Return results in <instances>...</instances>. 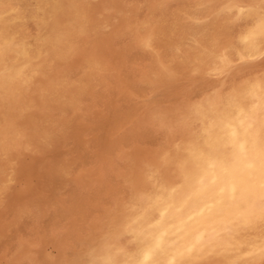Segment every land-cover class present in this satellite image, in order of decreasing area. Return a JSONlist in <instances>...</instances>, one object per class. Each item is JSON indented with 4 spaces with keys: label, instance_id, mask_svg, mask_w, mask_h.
Wrapping results in <instances>:
<instances>
[{
    "label": "rangeland",
    "instance_id": "rangeland-1",
    "mask_svg": "<svg viewBox=\"0 0 264 264\" xmlns=\"http://www.w3.org/2000/svg\"><path fill=\"white\" fill-rule=\"evenodd\" d=\"M43 1L0 0V172H3L0 174V264H139L152 249L157 235H164L167 245L177 247L192 233L208 228V223H196L186 228L179 225L177 234H170L167 225L163 224L164 220L169 224L172 219V212L166 206L182 203L184 194H172L176 188L183 192L190 185L198 186L195 193L198 202L192 204L186 200L192 210L190 214L198 215L212 194V190L206 191L209 195L203 191L202 168L223 157L222 140L227 135L226 125L234 120L230 116L233 109L242 104L244 108L260 110L264 115V0ZM62 6H66L65 9ZM41 7L43 10L39 9ZM63 29L66 30L64 33ZM12 44L16 45L15 49ZM19 47H22L20 51ZM94 64L97 65L94 67ZM262 131L264 133V126ZM260 207L261 204L256 202L248 207V212L254 214ZM251 231L247 232L249 239L256 234ZM210 240L211 234H207L198 258L161 255L150 264H264V242L261 252L245 254L239 250L232 260L225 257L222 247L213 246Z\"/></svg>",
    "mask_w": 264,
    "mask_h": 264
},
{
    "label": "bare ground",
    "instance_id": "bare-ground-1",
    "mask_svg": "<svg viewBox=\"0 0 264 264\" xmlns=\"http://www.w3.org/2000/svg\"><path fill=\"white\" fill-rule=\"evenodd\" d=\"M15 1V0H14ZM17 1V0H16ZM43 1V0H42ZM102 1V0H101ZM119 1V0H118ZM44 2V1H43ZM51 2V1H50ZM58 2V1H57ZM56 2V3H57ZM85 2V0L83 1V3ZM105 2H106V0H105ZM190 2V1H189ZM188 1H187V3H189ZM197 2V1H196ZM202 2V1H201ZM240 2V1H239ZM242 2V1H241ZM12 3V2H11ZM11 3H10V5H11ZM16 3V2H15ZM21 3V2H20ZM33 3V2H32ZM55 3V4H56ZM78 3V2H77ZM146 3V2H145ZM200 3V2H199ZM245 3V2H244ZM247 3V2H246ZM245 3V4H246ZM23 4V3H22ZM25 4V3H24ZM28 4V3H27ZM31 4V3H30ZM59 4V3H58ZM62 4V3H61ZM70 4V3H69ZM86 4H87V2H86ZM90 5H91V3H89ZM138 4V3H137ZM179 4V3H178ZM222 5H223V3H221ZM4 5V4H3ZM2 5V6H3ZM5 5H7V4H5ZM57 5V4H56ZM104 5V4H103ZM147 5V4H146ZM180 5V4H179ZM198 5H200V4H198ZM244 5V4H243ZM19 6V5H18ZM31 6V5H30ZM41 6V5H40ZM67 6V5H66ZM65 6V7H66ZM86 6V5H85ZM118 6V5H117ZM116 6V7H117ZM162 6V5H161ZM34 7V6H33ZM45 7V6H44ZM48 7H49V4H48ZM48 7H46V10H47V8ZM63 7V6H62ZM65 7H63L64 9H65ZM78 8H79V6H77ZM110 7V6H109ZM129 7V6H128ZM177 7H178V5H177ZM206 7V6H205ZM216 7H218V5L216 6ZM4 8V7H3ZM7 8V7H6ZM17 8V7H16ZM20 8V7H19ZM21 8H24V7H21ZM30 8V7H29ZM32 8V7H31ZM35 8V7H34ZM68 8V7H67ZM76 8V7H75ZM77 8V9H78ZM110 8H112V7H110ZM125 8H127V7H125ZM142 8V7H141ZM13 9H14V6H13ZM18 9V8H17ZM38 9V8H37ZM40 10L42 9V7L41 8H39ZM38 9V10H39ZM56 9V8H55ZM63 9V10H64ZM106 9V8H105ZM148 9V8H147ZM146 9V10H147ZM157 9V8H156ZM163 9V8H162ZM167 9H168V7H167ZM197 9V8H196ZM4 10V9H3ZM8 10V9H7ZM11 10V9H10ZM43 10V9H42ZM51 10V9H50ZM20 11H23V10H20ZM47 11H49V10H47ZM59 11V10H58ZM72 11V10H71ZM82 11V10H81ZM88 11H90V10H88ZM115 11V10H114ZM161 11V10H160ZM166 11V10H165ZM168 11V10H167ZM213 11V10H212ZM234 11V10H233ZM11 11H9V13H10ZM16 12H18V11H16ZM46 12V11H45ZM78 12H80V11H78ZM77 12V13H78ZM152 12V11H151ZM194 12V11H193ZM242 12V11H241ZM240 12V13H241ZM257 12V11H256ZM1 13V12H0ZM32 13V12H31ZM41 13V12H40ZM43 13V12H42ZM48 13V12H47ZM56 13V12H55ZM71 13V12H70ZM82 13V12H81ZM90 13V12H89ZM121 13V12H120ZM146 13V12H145ZM144 13V14H145ZM226 13V12H225ZM244 13V12H243ZM246 13V12H245ZM248 13V12H247ZM23 14V13H22ZM30 14V13H29ZM39 14V12H37V15ZM52 14V13H51ZM57 14V13H56ZM64 14V13H63ZM124 14V13H123ZM156 14V13H155ZM157 14H158V12H157ZM167 14V13H166ZM169 14V13H168ZM190 14V13H189ZM194 14V13H193ZM233 14H235V12L233 13ZM242 14V13H241ZM14 15V14H13ZM48 15V14H47ZM82 15V14H81ZM80 15V16H81ZM135 15H136V13H135ZM135 15H133V16H135ZM223 15V14H222ZM226 15V14H225ZM1 16V15H0ZM25 16V15H24ZM53 16V15H52ZM167 16V15H166ZM170 16V15H169ZM199 16V15H198ZM231 16V15H230ZM251 16V15H250ZM3 17V16H2ZM16 17V16H15ZM44 17V16H43ZM50 17V16H49ZM69 17H70V15H69ZM99 17V16H98ZM117 17V16H116ZM149 17H153V15L151 16H149ZM193 17V16H192ZM192 17H191V19H192ZM233 17V16H232ZM23 18V17H22ZM34 18V17H33ZM37 18V17H36ZM54 18H56V16L54 17ZM125 18V17H124ZM139 18V17H138ZM170 18V17H169ZM172 18V17H171ZM226 18V17H225ZM28 19V18H27ZM67 19V18H66ZM77 19H79L78 17H77ZM85 19V18H84ZM97 19V18H96ZM159 19V18H158ZM166 19V18H165ZM220 19V18H219ZM262 19V18H261ZM47 20V19H46ZM54 20V19H53ZM70 20H71V18H70ZM73 20V19H72ZM80 20V19H79ZM142 20H144V18L142 19ZM141 20V21H142ZM149 20H150V18H149ZM153 20V19H152ZM171 20V19H170ZM211 20V19H210ZM209 20V21H210ZM224 20V19H223ZM227 20V19H226ZM257 20V19H256ZM13 21V20H12ZM17 21V20H16ZM76 21H78V20H76ZM76 21H75V23H76ZM154 21V20H153ZM158 21V20H157ZM163 21V20H162ZM179 21V20H178ZM222 21V20H221ZM238 21V20H237ZM250 21V20H249ZM28 22V21H27ZM80 22V21H79ZM83 22V21H82ZM126 22H127V20H126ZM256 22H258V21H256ZM4 23V22H3ZM26 23V22H25ZM24 23V24H25ZM30 23V22H29ZM40 23H42L43 24V22H40ZM52 23V22H51ZM74 23V22H73ZM85 23V22H84ZM97 23H99V21L97 22ZM146 23V22H145ZM153 23V22H152ZM209 23V22H208ZM250 22H248V24H249ZM253 23V22H252ZM37 24V23H36ZM67 24V23H66ZM136 24V23H135ZM147 24V23H146ZM224 24V23H223ZM254 24V23H253ZM4 25V24H3ZM3 25H2V27H3ZM41 25V24H40ZM39 25V26H40ZM52 25H54L53 23H52ZM76 25H78V24H76ZM75 25V26H76ZM142 25V24H141ZM158 25V24H157ZM206 25H207V23H206ZM237 25V24H236ZM241 25V24H240ZM252 25V24H251ZM256 25H257V23H256ZM31 26H33V25H31ZM42 26V25H41ZM40 26V27H41ZM43 26H44V24H43ZM48 26V25H47ZM51 26V25H50ZM49 26V27H50ZM55 26H56V24H55ZM62 26H64V25H62ZM67 26V25H66ZM65 26V27H66ZM74 26V27H75ZM91 26V25H90ZM134 26V25H133ZM132 26V27H133ZM152 26V25H151ZM181 26V25H180ZM15 27H17V26H15ZM14 27V28H15ZM20 27V26H19ZM29 27V26H28ZM45 27H46V25H45ZM64 27V28H65ZM79 27V26H78ZM87 27V26H86ZM147 27V26H146ZM189 27V26H188ZM187 27V28H188ZM199 27V26H198ZM202 27V26H201ZM208 27V26H207ZM232 27V26H231ZM240 27V26H239ZM263 27H264V25H263ZM27 28V27H26ZM30 28V27H29ZM42 28V27H41ZM48 28V27H47ZM56 28V27H55ZM59 28V27H58ZM58 28H56V29H58ZM73 28V27H72ZM158 28V27H157ZM157 28H156V30H157ZM178 28V27H177ZM217 28V27H216ZM222 28V27H221ZM228 28H229V26H228ZM234 28V27H233ZM31 29V28H30ZM34 29V28H33ZM38 29H40V28H38ZM43 29H44V27H43ZM53 29V28H52ZM80 29V28H79ZM84 29H86V28H84ZM88 29V28H87ZM97 29V28H96ZM130 29V28H129ZM128 29V30H129ZM195 29V28H194ZM200 29V28H199ZM211 29V28H210ZM230 29V28H229ZM11 30V29H10ZM18 30V29H17ZM36 30H37V28H36ZM68 30V29H67ZM103 30V29H102ZM131 30V29H130ZM172 30V29H171ZM238 30V29H237ZM14 31H16V30H14ZM20 31V30H19ZM24 31V30H23ZM31 31V30H30ZM60 31V30H59ZM64 31H66V30H64L63 29V31H62V33H64ZM80 31V30H79ZM90 31V30H89ZM121 31V30H120ZM164 31H166V30H164ZM200 31V30H199ZM207 31V30H206ZM222 31V30H221ZM249 31V30H248ZM6 32V31H5ZM10 32V31H9ZM40 32V31H39ZM41 32H42V29H41ZM44 32H45V30H44ZM54 32H55V30H54ZM56 32H57V30H56ZM70 32V31H69ZM82 32V31H81ZM92 32V31H91ZM96 32V31H95ZM131 32V31H130ZM173 32V31H172ZM177 32H178V30H177ZM250 32V31H249ZM255 32V31H254ZM253 31H252V33H254ZM16 33V32H15ZM58 33V32H57ZM68 33V32H67ZM83 33V32H82ZM124 33V32H123ZM127 33V32H126ZM125 33V34H126ZM134 33V32H133ZM197 33H198V31H197ZM230 33V32H229ZM4 34V33H3ZM14 34V33H13ZM12 34V35H13ZM37 34V33H36ZM46 34H48L49 35V33H46ZM70 34V33H69ZM72 34V33H71ZM71 34H70V36H71ZM75 34V33H74ZM84 34V33H83ZM101 34V33H100ZM105 34V33H104ZM130 34V33H129ZM167 34V33H166ZM226 34V33H225ZM246 34V33H245ZM2 35V34H1ZM59 35V34H58ZM86 35V34H85ZM118 35V34H117ZM134 35V34H133ZM160 35V34H159ZM197 35V34H196ZM195 35V36H196ZM233 35V34H232ZM237 35V34H236ZM8 36V35H7ZM6 36V37H7ZM32 36H34V35H32ZM31 36V37H32ZM77 36V35H76ZM89 36H90V33H89ZM97 36V35H96ZM109 36V35H108ZM115 36H116V34H115ZM124 36V35H123ZM122 36V37H123ZM126 36V35H125ZM132 36V35H131ZM130 36V37H131ZM169 36V35H168ZM192 36V35H191ZM210 36V35H209ZM9 37V36H8ZM15 37H16V35H15ZM46 37V36H45ZM51 37V36H50ZM104 37V36H103ZM155 37V36H154ZM218 37H220V36H218ZM247 37H249V36H247ZM257 37V36H256ZM23 38V37H22ZM25 38H27V37H25ZM28 38H30V37H28ZM54 38H57L56 36L54 37ZM53 38V39H54ZM75 38V37H74ZM73 38V39H74ZM77 38V37H76ZM169 38V37H168ZM1 39V38H0ZM46 39V38H45ZM84 39V38H83ZM87 39V38H86ZM91 40V42H92V38H90ZM96 39V38H95ZM116 39V38H115ZM129 39V38H128ZM177 39H178V37H177ZM217 39V38H216ZM234 39H236V38H234ZM249 39V38H248ZM250 39H251V37H250ZM7 40V39H6ZM16 40H17V38H16ZM30 40V39H29ZM33 40H36V38H34ZM62 40V39H61ZM89 40V39H88ZM113 40V39H112ZM117 40H119V38L117 39ZM131 40V39H130ZM179 40V39H178ZM177 40V41H178ZM258 40V39H257ZM14 41V40H13ZM39 40L37 39V42H38ZM86 41V40H85ZM94 41V40H93ZM111 41V40H110ZM133 41H134V39H133ZM233 41V40H232ZM248 41V40H247ZM247 41H245V42H247ZM253 41V40H252ZM1 42V41H0ZM21 42V41H20ZM23 42H25V41H23ZM27 42V41H26ZM55 42V41H54ZM53 42V43H54ZM67 42V41H66ZM68 42H69V40H68ZM67 42V43H68ZM72 42V41H71ZM78 42V41H77ZM128 42V41H127ZM126 42V43H127ZM130 42V41H129ZM173 42V41H172ZM200 42V41H199ZM226 42V41H225ZM228 42V41H227ZM234 42H235V40H234ZM237 42V41H236ZM45 43V42H44ZM44 43H42V44H44ZM62 43V42H61ZM60 43V44H61ZM102 43V42H101ZM157 43H159V41L157 42ZM166 43V42H165ZM222 43V42H221ZM238 43V42H237ZM236 43V45H238ZM253 43V42H252ZM25 45H27L26 43H24ZM23 44V45H24ZM114 44V47H115V45H116V43H113ZM119 44V43H118ZM201 44V43H200ZM229 44V43H228ZM245 43H243V45H244ZM12 45H14V44H12ZM20 45V44H19ZM56 45V44H55ZM67 45V44H66ZM85 45V44H84ZM91 45V44H90ZM123 45V44H122ZM157 45V44H156ZM166 45V44H165ZM177 45V44H176ZM209 45H211L210 43H209ZM247 45V44H246ZM246 45H245V47H246ZM250 45H251V42H250ZM5 46V45H4ZM15 46L16 45H14V49H15ZM28 46V45H27ZM41 46V45H40ZM72 46V45H71ZM76 46V45H75ZM78 46V45H77ZM160 46V45H159ZM162 46V45H161ZM178 46V45H177ZM176 46V47H177ZM217 46H218V44H217ZM233 46V45H232ZM248 46V45H247ZM3 47V46H2ZM11 47V46H10ZM9 47V48H10ZM31 47H32V45H31ZM74 47V46H73ZM86 47H87V45H86ZM110 47H112L111 45H110ZM155 47V46H154ZM193 47V46H192ZM4 48V47H3ZM2 48V49H3ZM20 48H22V47H19V51L21 50ZM23 48H25V47H23ZM27 48H29V47H27ZM69 48V47H68ZM90 48V47H89ZM116 48V47H115ZM126 48V47H125ZM141 48H143V47H141ZM178 48V47H177ZM226 48V47H225ZM246 48H248V47H246ZM13 49V50H14ZM55 49H56V47H55ZM66 49H67V47H66ZM156 49V48H155ZM196 49V48H195ZM198 49V48H197ZM232 49V48H231ZM244 49V47H242V50ZM253 49V48H252ZM32 50V49H31ZM37 50V49H36ZM87 50V49H86ZM118 50V49H117ZM140 50V49H139ZM154 50V49H153ZM169 50V49H168ZM227 50V49H226ZM239 50V49H238ZM246 50V49H245ZM244 50V52H246ZM248 50H249V48H248ZM8 51H9V49H8ZM24 51H25V49H24ZM38 51V50H37ZM66 51V50H65ZM76 51V50H75ZM100 51H102V50H100ZM121 51V50H120ZM124 51V50H123ZM167 51V50H166ZM213 51V50H212ZM252 51V50H251ZM7 52V51H6ZM10 52H12V51H10ZM31 52V51H30ZM43 52V51H42ZM58 52V51H57ZM56 52V53H57ZM68 52H69V50H68ZM73 52V51H72ZM125 52V51H124ZM162 52V51H161ZM165 52V51H164ZM169 52V51H168ZM185 52V51H184ZM214 52V51H213ZM222 52V51H221ZM231 52V51H230ZM250 52V51H249ZM261 52V51H260ZM9 53V52H8ZM15 53H16V50H15ZM19 53V52H18ZM62 53H63V51H62ZM90 53V52H89ZM97 53V52H96ZM95 53V54H96ZM98 53H100V52H98ZM229 53V52H228ZM227 53V54H228ZM7 54V53H6ZM13 54H14V52H13ZM29 54V53H28ZM58 54V53H57ZM92 54V53H91ZM101 54V53H100ZM165 54V53H164ZM164 54H163V56H164ZM215 54V53H214ZM247 54V53H246ZM11 55V54H10ZM67 55V54H66ZM72 55V54H71ZM84 55V54H83ZM93 55V54H92ZM104 55H105V53H104ZM125 55V54H124ZM168 55V54H167ZM173 55V54H172ZM230 55V54H229ZM250 55V54H249ZM16 56V55H15ZM34 56V55H33ZM59 56V55H58ZM68 56V55H67ZM162 56V55H161ZM177 56V55H176ZM206 56V55H205ZM252 56V55H251ZM251 56H249V57H251ZM17 57V56H16ZM19 57V56H18ZM17 57V58H18ZM36 57V56H35ZM167 57V56H166ZM178 57V56H177ZM216 57H218L217 55H216ZM246 57V56H245ZM248 57V56H247ZM58 58V57H57ZM65 58V57H64ZM127 58V57H126ZM125 58V59H126ZM152 58V57H151ZM150 58V59H151ZM180 58V57H179ZM231 58H233L232 56H231ZM230 58V59H231ZM244 58V57H243ZM54 59V58H53ZM53 59H51V60H53ZM59 59H61V58H59ZM83 59V58H82ZM107 59V58H106ZM128 59V58H127ZM149 59V60H150ZM174 59V58H173ZM220 59V58H219ZM218 58H217V60H219ZM229 59V60H230ZM234 59V58H233ZM57 60V59H56ZM64 60V59H63ZM62 60V61H63ZM79 60V59H78ZM113 60V59H112ZM129 60V59H128ZM161 60H162V58H161ZM221 60V59H220ZM226 60H228V59H226ZM237 60V59H236ZM245 60V59H244ZM247 60V59H246ZM13 61V60H12ZM49 61V60H48ZM65 61H67V59L65 60ZM90 61V60H89ZM115 61V60H114ZM238 61V60H237ZM56 62V61H55ZM96 62V61H95ZM109 62V61H108ZM112 62V61H111ZM150 62V61H149ZM164 62V61H163ZM7 63H8V61H7ZM65 63V62H64ZM69 63V62H68ZM74 63H76L77 64V62H74ZM89 63H91V62H89ZM220 63V62H219ZM218 63V64H219ZM67 64V63H66ZM70 64V63H69ZM85 64H87L88 65V63H85ZM124 64H125V61H124ZM185 64V63H184ZM221 64V63H220ZM7 65V64H6ZM63 65V64H62ZM82 65H83V63H82ZM87 65H86V67H87ZM95 65H97V64H94V67H95ZM126 65V64H125ZM214 65V64H213ZM12 66V65H11ZM42 66H44V65H42ZM63 66H66V65H63ZM121 66V65H120ZM124 66V65H123ZM153 66V65H152ZM205 66V65H204ZM6 67V66H5ZM67 67V66H66ZM71 67V66H70ZM85 67V66H84ZM118 67V66H117ZM143 67V66H142ZM148 67V66H147ZM146 67V68H147ZM151 67V66H150ZM154 67V66H153ZM174 67V66H173ZM218 67V66H217ZM31 68V67H30ZM91 68H92V65H91ZM124 68V67H123ZM208 68V67H207ZM214 68V67H213ZM233 68V67H232ZM9 69V68H8ZM28 69V68H27ZM26 69V70H27ZM64 69H65V67H64ZM98 69V68H97ZM96 69V70H97ZM101 69V68H100ZM114 69H116V68H114ZM136 69V68H135ZM175 69V68H174ZM255 69H256V67H255ZM262 69V68H261ZM260 69V70H261ZM12 70V69H11ZM44 70V69H43ZM67 70V69H66ZM75 70V69H74ZM102 70V69H101ZM121 70H122V68H121ZM126 70V69H125ZM235 70V69H234ZM30 71V70H29ZM29 71H28V73H29ZM65 71V70H64ZM63 71V72H64ZM70 71H72V70H70ZM80 71H82V69H80ZM152 71V70H151ZM223 71V70H222ZM221 71V72H222ZM226 71V70H225ZM32 72V71H31ZM74 72V71H73ZM126 72V71H125ZM140 72V71H139ZM253 72V71H252ZM251 72V73H252ZM258 72V71H257ZM11 73H12V71H11ZM25 73V72H24ZM34 73V72H33ZM35 73H36V70H35ZM37 73H38V71H37ZM67 73V72H66ZM79 73V72H78ZM88 73V72H87ZM91 73V72H90ZM118 73V72H117ZM122 73V72H121ZM135 73V72H134ZM202 73H203V71H202ZM217 73H219V72H217ZM30 74V73H29ZM84 74V73H83ZM139 74V73H138ZM170 74V73H169ZM200 74V73H199ZM207 74V73H206ZM261 74V73H260ZM13 75V74H12ZM24 75V74H23ZM31 75V74H30ZM33 75V74H32ZM38 75V74H37ZM72 75H74V74H72ZM116 75V74H115ZM120 75V74H119ZM149 75H151V74H149ZM208 75V74H207ZM225 75V74H224ZM249 75H250V73H249ZM253 75V74H252ZM251 75V76H252ZM262 75V74H261ZM28 76V75H27ZM63 76V75H62ZM70 76V75H69ZM75 76H76V74H75ZM74 76V77H75ZM92 76V75H91ZM211 76V75H210ZM232 76V75H231ZM245 76V75H244ZM247 76V75H246ZM12 77V76H11ZM55 77H57V76H55ZM72 77V76H71ZM70 77V78H71ZM90 77V76H89ZM93 77V76H92ZM103 77V76H102ZM123 77V76H122ZM215 77V76H214ZM234 77V76H233ZM237 77V76H236ZM240 77V76H239ZM256 77H258V76H256ZM20 78V77H19ZM29 78H30V76H29ZM69 78V77H68ZM94 78V77H93ZM232 78V77H231ZM242 78V77H241ZM32 79V78H31ZM95 79V78H94ZM125 79V78H124ZM228 79V78H227ZM252 79V78H251ZM18 80V79H17ZM107 80V79H106ZM127 80V79H126ZM129 80V79H128ZM135 80H137V79H135ZM183 80V79H182ZM217 80V79H216ZM216 80H214V81H216ZM264 80V79H263ZM52 81V80H51ZM72 81V80H71ZM93 81V80H92ZM112 81V80H111ZM110 81V82H111ZM204 81V80H203ZM21 82V81H20ZM23 82V81H22ZM63 82V81H62ZM74 82V81H73ZM79 82V81H78ZM77 82V83H78ZM106 82V81H105ZM123 82V81H122ZM129 82V81H128ZM167 82V81H166ZM230 82V81H229ZM250 82V81H249ZM26 83V82H25ZM64 83H66L65 81H64ZM72 83V82H71ZM70 82L68 83V84H71ZM80 83V82H79ZM94 83V82H93ZM119 83V82H118ZM17 84V83H16ZM22 85L21 86H23V83H21ZM59 84V83H58ZM91 84V83H90ZM99 84V83H98ZM111 84V83H110ZM81 85V84H80ZM129 85V84H128ZM133 85H134V83H133ZM210 85V84H209ZM214 85V84H213ZM233 85V84H232ZM240 85V84H239ZM247 85V84H246ZM245 85V86H246ZM21 86H20V89H21ZM25 86H27V85H25ZM37 86V85H36ZM92 86H93V84H92ZM113 86V85H112ZM229 86H230V84L228 85V88H229ZM243 86V85H242ZM62 87V86H61ZM81 87V86H80ZM203 87V86H202ZM209 87V86H208ZM223 87V86H222ZM226 87V86H225ZM264 87V86H263ZM36 88V87H35ZM40 88V87H39ZM43 88V87H42ZM73 88V87H72ZM103 88V87H102ZM115 88V87H114ZM130 88H132V86L130 87ZM227 88V87H226ZM246 88V87H245ZM244 88V89H245ZM19 89V88H18ZM48 89V88H47ZM78 89V88H77ZM94 89V88H93ZM210 89V88H209ZM242 89V88H241ZM42 90V89H41ZM54 90V89H53ZM60 90V89H59ZM63 90V89H62ZM65 90V89H64ZM81 90V89H80ZM79 90V91H80ZM133 90V89H132ZM150 90V89H149ZM190 90V89H189ZM227 90V89H226ZM56 91V90H55ZM118 91V90H117ZM202 91H204V90H202ZM208 91V90H207ZM237 91H240V90H237ZM22 92H24V91H22ZM29 92V91H28ZM96 92V91H95ZM30 93H32V92H30ZM49 93H51V91L49 92ZM49 93H48V95H49ZM64 93V92H63ZM79 93V92H78ZM113 93V92H112ZM227 93V92H226ZM22 94V93H21ZM52 94V93H51ZM69 94V93H68ZM96 94V93H95ZM188 94V93H187ZM228 94V93H227ZM16 95V94H15ZM65 95V94H64ZM75 95V94H74ZM74 95L72 96V97H74ZM103 95V94H102ZM112 95V94H111ZM241 95V94H240ZM17 96V95H16ZM19 96V95H18ZM71 96V95H70ZM80 96V95H79ZM110 96V95H109ZM228 95H226V97H227ZM258 96V95H257ZM67 97V96H66ZM126 97V96H125ZM219 97V96H218ZM22 98H23V96H22ZM32 98V97H31ZM42 98H43V96H42ZM128 98V97H127ZM131 98V97H130ZM210 98V97H209ZM250 98V97H249ZM24 99V98H23ZM22 99V100H23ZM46 99H47V97H46ZM50 99V98H49ZM59 99V98H58ZM190 99V98H189ZM188 99V100H189ZM203 99V98H202ZM215 99V98H214ZM224 99V98H223ZM243 99V98H242ZM253 99V98H252ZM75 100V99H74ZM112 100V99H111ZM191 100V99H190ZM196 100V99H195ZM210 100V99H209ZM216 100V99H215ZM214 100V101H215ZM52 101V100H51ZM61 101V100H60ZM63 101V100H62ZM76 101V100H75ZM78 101V100H77ZM81 101V100H80ZM79 101V102H80ZM109 101V100H108ZM146 101V100H145ZM43 102V101H42ZM147 102V101H146ZM185 102V101H184ZM196 102V101H195ZM201 102V101H200ZM199 102V103H200ZM226 102H228L227 100H226ZM238 102V101H237ZM236 102V103H237ZM20 103H22V102H20ZM60 103V102H59ZM154 103V102H153ZM190 103V102H189ZM234 102H232V104H233ZM241 103V102H240ZM244 103V102H243ZM13 104V103H12ZM32 104V103H31ZM34 104V103H33ZM54 104V103H53ZM72 104H73V102H72ZM151 104V103H150ZM186 104V103H185ZM198 104V103H197ZM219 104V103H218ZM7 105V104H6ZM24 105V104H23ZM22 105V106H23ZM69 105V104H68ZM152 105V104H151ZM178 105V104H177ZM194 105V104H193ZM247 105V104H246ZM21 106V105H20ZM48 106V105H47ZM75 106V105H74ZM199 106V105H198ZM215 106V105H214ZM221 106V105H220ZM224 107V106H223ZM23 108V107H22ZM27 108V107H26ZM30 108V107H29ZM42 108V107H41ZM62 108V107H61ZM71 108V107H70ZM69 108V109H70ZM74 108V107H73ZM117 108H119V107H117ZM203 108V107H202ZM214 108V107H213ZM248 108V107H247ZM247 108H244L243 106H242V104H238V105H236L235 106V108L233 109V111H232V114L230 115V116H233V118H234V120H233V122L231 123V124H228V125H226L227 127L225 128V132L227 133V135L223 138V140H222V143H223V146L222 147H224V148H222V155H223V157L221 156V158L218 160V161H216L215 163H213V164H209V167L208 166H204L203 168H202V175H203V181H202V184L203 185H205V187H204V189H203V191H204V193L206 192V191H210V190H212V194H211V197H210V201H208V203L205 205V207H203V210L198 214V215H192V214H190L191 213V208H190V204L188 203L189 201H191L190 203H197L198 202V196L196 195L197 193H196V191L199 189V187L197 186H193L192 187V185H190V187H189V185H188V189H185L183 192H181L180 190H179V188H176L175 190H173V192H172V194L174 195V193H176V195L175 196H177L178 194L179 195H181V194H184V198H183V200L181 199V201H182V203L181 204H176V203H170V204H167V206H166V209L167 210H169V211H171L172 212V219H171V222H169V224H167L168 222H167V220H164L163 222V224H165V225H167V230H168V232L170 233V234H177V226H181V228H186V227H189V226H193V225H195L196 223H199V224H201V225H203V223H208L209 224V227L208 228H204L203 230H202V232H196V233H192L188 238H187V240L185 239V241H183V242H181V243H179V246H177V247H173V246H171V245H167V241H166V239L164 238V235L162 236V235H157L155 238H154V240H153V246H152V249L151 250H149V252L148 253H146V255H144V257H143V259H142V261L139 263V264H150L151 262H154L156 259H158L161 255H163V256H165V257H179L180 255L181 256H188L189 258H191V259H195V258H198L199 256H200V254H201V246H202V243H203V241H204V237L207 235V234H211V242L213 243V246L214 245H218V246H220V247H222V249L225 251V257H227L228 259H232V260H235V257H236V252H238L239 250L241 251V250H243L244 251V253L245 254H250L251 252L252 253H255V252H257V251H260L261 250V247L263 246V242H264V232H261L262 230L264 231V133H263V131H262V127L264 126V115L261 113V111L260 110H256V111H254V110H250V109H247ZM6 109V108H5ZM4 109V110H5ZM47 109H49V108H47ZM119 109H121V108H119ZM123 109V108H122ZM127 109V108H126ZM66 110V109H65ZM110 110V109H109ZM116 111H120V110H117V109H115ZM149 110V109H148ZM24 111V110H23ZM25 111H26V109H25ZM36 111V110H35ZM45 111V110H44ZM54 111V110H53ZM52 111V112H53ZM107 111H108V109H107ZM122 111H124V110H122ZM135 111V110H134ZM172 111V110H171ZM183 111V110H182ZM200 111V110H199ZM198 111V112H199ZM212 111H213V109H212ZM219 111V110H218ZM38 112V111H37ZM51 112V113H52ZM128 112V111H127ZM133 112V111H132ZM157 112V111H156ZM201 112V111H200ZM205 113H206V111H204ZM40 113V112H39ZM43 113V112H42ZM112 113V112H111ZM123 113H125V112H123ZM136 112H134V114H135ZM143 113H144V111H143ZM209 113V112H208ZM217 113V112H216ZM221 113V112H220ZM41 114V113H40ZM110 114V113H109ZM132 114V113H131ZM130 114V115H131ZM155 114V113H154ZM161 114V113H160ZM169 114V113H168ZM181 114H183V113H181ZM201 114H202V112H201ZM39 115V114H38ZM60 115V114H59ZM66 115H67V112H66ZM70 115V114H69ZM108 115V114H107ZM116 115V114H115ZM125 115V114H124ZM187 115V114H186ZM218 115V114H217ZM227 115V114H226ZM13 116V115H12ZM61 116H63L62 114H61ZM109 116V115H108ZM120 116V115H119ZM123 116V115H122ZM129 116V115H128ZM149 116V115H148ZM188 116V115H187ZM192 116V115H191ZM190 116V117H191ZM212 116V115H211ZM36 117H37V115H36ZM45 117H46V115H45ZM44 117V118H45ZM65 117V116H64ZM63 117V118H64ZM114 117V116H113ZM126 117V116H125ZM176 117V116H175ZM22 118H23V114H22ZM109 118V117H108ZM107 118V119H108ZM115 118V117H114ZM118 118V117H117ZM121 118V117H120ZM170 118V117H169ZM173 118V117H172ZM187 118V117H186ZM194 118V117H193ZM206 118V117H205ZM211 118V117H210ZM220 118V117H219ZM47 119V118H46ZM111 119H113V118H111ZM116 119V118H115ZM127 119V118H126ZM126 119H124V120H126ZM167 119V118H166ZM180 120L182 119V118H179ZM184 119V118H183ZM196 119H197V117H196ZM1 120V119H0ZM59 120V119H58ZM110 120V119H109ZM128 120V119H127ZM139 120V119H138ZM137 120V121H138ZM158 120V119H157ZM175 120V119H174ZM179 120V121H180ZM2 121V120H1ZM33 121H35V120H33ZM37 121V120H36ZM35 121V122H36ZM45 121V120H44ZM175 121H177V120H175ZM187 121V120H186ZM190 121V120H189ZM32 122V121H31ZM56 122V121H55ZM76 122V121H75ZM81 122V121H80ZM128 122V121H127ZM161 122V121H160ZM167 122V121H166ZM171 122V121H170ZM178 122V121H177ZM183 122V121H182ZM181 122V123H182ZM52 123V122H51ZM59 123V122H58ZM100 124H101V122H99ZM111 123V122H110ZM186 123V122H185ZM184 123V124H185ZM204 123V122H203ZM41 124V123H40ZM47 124V123H46ZM45 124V125H46ZM119 124H121V123H119ZM134 124H135V122H134ZM137 124H138V122H137ZM157 124V123H156ZM164 124H166V123H164ZM198 124V123H197ZM28 125V124H27ZM33 125H35L34 123H33ZM44 125V124H43ZM51 125V124H50ZM56 125V124H55ZM101 125H103V124H101ZM105 125H106V123H105ZM114 125H116L115 123H114ZM167 125V124H166ZM204 125H207L206 123L204 124ZM39 126V125H38ZM42 126V125H41ZM41 126H39V127H41ZM59 126V125H58ZM62 126V125H61ZM60 126V127H61ZM75 126V125H74ZM104 126V125H103ZM107 126H108V124H107ZM111 126H112V124L110 125V128H111ZM197 126V125H196ZM17 127H19V126H17ZM28 127V126H27ZM65 127V126H64ZM114 127V126H113ZM130 127V126H129ZM137 127V126H136ZM160 127V126H159ZM166 127V126H165ZM168 127V126H167ZM223 127V126H222ZM11 128H13V127H11ZM21 128V127H20ZM19 128V129H20ZM37 128V127H36ZM42 129H45V128H43V127H41ZM62 128V127H61ZM107 128V127H106ZM117 128V127H116ZM120 128V127H119ZM125 128H126V126H125ZM158 128V127H157ZM169 128V127H168ZM175 128V127H174ZM179 128H180V126H179ZM192 128V127H191ZM190 128V129H191ZM74 129V128H73ZM189 129V130H190ZM194 129V128H193ZM193 129H192V131H193ZM40 130V129H39ZM51 130V129H50ZM109 130V129H108ZM118 130V129H117ZM116 130V131H117ZM138 130V129H137ZM181 130V129H180ZM199 130V129H198ZM209 129H207V131H208ZM26 131H28V130H26ZM37 131V130H36ZM57 131V130H56ZM114 131V130H113ZM169 131V130H168ZM183 131V130H182ZM9 132H11V131H9ZM30 132H31V130H30ZM112 132V131H111ZM118 132V131H117ZM116 132V133H117ZM125 132V131H124ZM130 132V131H129ZM134 132V131H133ZM181 132V131H180ZM190 132V131H189ZM196 132H197V130H196ZM14 133V132H13ZM61 133H62V131H61ZM66 133V132H65ZM105 133H106V131H105ZM113 133V132H112ZM120 133V132H119ZM139 133H141V132H139ZM139 133H137V134H139ZM166 133H167V131H166ZM176 133V132H175ZM209 133V132H208ZM216 133V132H215ZM219 133V132H218ZM8 134H10V133H8ZM16 134V133H15ZM15 134H13V135H15ZM42 134V133H41ZM50 134L52 135V133H51V131H50ZM195 134H197V133H195ZM194 134V135H195ZM40 135V134H39ZM64 135V134H63ZM113 135V134H112ZM127 135V134H126ZM129 135H130V133H129ZM133 135V134H132ZM177 135V134H176ZM26 136H27V134H26ZM37 136V135H36ZM35 136V138H36V141H37V137ZM45 136V135H44ZM79 136V135H78ZM103 136V135H102ZM122 136H124L123 134H122ZM137 136V138H140V135L138 136V135H136ZM135 136V137H136ZM180 136V135H179ZM185 136V135H184ZM189 136V135H188ZM197 136V135H196ZM200 136V135H199ZM27 137H29V134H28V136ZM31 137H32V135H31ZM57 137V136H56ZM117 138H118V136H116ZM133 137V136H132ZM144 137V136H143ZM165 137V136H164ZM201 137H203V136H201ZM13 138H15V137H13ZM23 138V137H22ZM34 138V137H33ZM120 138V137H119ZM166 138H168V137H166ZM198 138V137H197ZM26 139V138H25ZM41 139V138H40ZM53 139V138H52ZM51 139V140H52ZM58 139V138H57ZM107 139L108 138H106V142H107ZM121 139V138H120ZM133 139H135L136 140V138H133ZM132 139V140H133ZM165 139V138H164ZM180 139V138H179ZM178 139V140H179ZM204 139V138H203ZM16 140H17V138H16ZM30 140V139H29ZM34 140V139H33ZM39 140V139H38ZM63 140V139H62ZM115 140H117L116 138H115ZM122 140V139H121ZM43 141H45V140H43ZM58 141V140H57ZM123 141V140H122ZM127 141V140H126ZM137 141H138V139H137ZM173 141V140H172ZM180 141V140H179ZM16 142V141H15ZM18 142V141H17ZM26 142H27V140H26ZM28 142H30V141H28ZM33 142V141H32ZM104 142H105V139H104ZM113 142V141H112ZM112 142H111V144H112ZM139 142V141H138ZM174 142H175V140H174ZM191 142V141H190ZM43 143V142H42ZM49 143V142H48ZM53 143V142H52ZM99 143V142H98ZM130 143V142H129ZM185 143H186V141H185ZM203 143V142H202ZM29 144V143H28ZM58 144V143H57ZM102 144V143H101ZM116 144V143H115ZM121 144V143H120ZM127 144H128V141H127ZM216 144V143H215ZM214 144V145H215ZM218 144V143H217ZM216 144V145H217ZM31 145V144H30ZM35 145V144H34ZM37 145V144H36ZM107 145H108V143H107ZM178 145V144H177ZM183 145H184V143H183ZM219 145V144H218ZM217 145V146H218ZM26 146H27V144H26ZM41 146V145H40ZM103 146H105V145H103ZM160 146V145H159ZM172 146V145H171ZM174 146V145H173ZM193 146H194V143H193ZM200 146V145H199ZM1 147V146H0ZM28 147V146H27ZM33 147V146H32ZM163 147V146H162ZM180 147V146H179ZM182 147V146H181ZM180 147V148H181ZM219 147V146H218ZM24 148V147H23ZM28 148H30V147H28ZM57 148H58V146H57ZM144 148V147H143ZM36 149H37V147H36ZM47 149V148H46ZM100 149V148H99ZM101 149H103V148H101ZM100 149V150H101ZM195 149V148H194ZM20 150V149H19ZM33 150V149H32ZM56 150V149H55ZM59 150V149H58ZM99 150V151H100ZM104 150V149H103ZM175 150V149H174ZM193 150V149H192ZM12 151V150H11ZM102 151V150H101ZM151 151V150H150ZM155 151V150H154ZM161 151V150H160ZM105 152V151H104ZM112 152V151H111ZM153 152V151H152ZM163 152V151H162ZM172 152V151H171ZM170 152V153H171ZM178 152V151H177ZM177 152H175V153H177ZM193 152H195V151H193ZM224 152H226L225 154H224ZM169 153V154H170ZM218 153V152H217ZM216 153V154H217ZM46 154V153H45ZM151 154V153H150ZM156 154H158V153H156ZM191 154V153H190ZM117 155V154H116ZM184 155V154H183ZM54 156V155H53ZM2 157V156H1ZM103 157V156H102ZM153 157V156H152ZM158 157H159V155H158ZM157 157V158H158ZM212 157V156H211ZM216 157V156H215ZM35 158V157H34ZM130 158L132 159V154H131V156H130ZM151 158V157H150ZM188 158V157H187ZM52 159H54V158H52ZM176 159V158H175ZM184 159V158H183ZM3 160V159H2ZM7 160V159H6ZM61 160V159H60ZM171 160V159H170ZM188 160V159H187ZM4 161H5V159H4ZM64 161V160H63ZM130 161H132V160H130ZM169 161V160H168ZM167 161V162H168ZM173 161V160H172ZM176 161V160H175ZM202 161V160H201ZM210 161V160H209ZM212 161V160H211ZM2 162V161H1ZM8 162H10V161H8ZM107 162V161H106ZM180 162H182V161H180ZM195 162V161H194ZM200 162V161H199ZM57 163V162H56ZM128 163H130L129 161H128ZM1 164V163H0ZM9 164V163H8ZM7 164V165H8ZM105 164V163H104ZM131 164V163H130ZM173 164V163H172ZM199 164V163H198ZM10 165V164H9ZM113 165V164H112ZM111 165V166H112ZM129 165V164H128ZM127 165V166H128ZM140 165V164H139ZM51 166V165H50ZM168 166V165H167ZM3 167V166H2ZM105 167V166H104ZM141 167V166H140ZM160 167V166H159ZM169 167V166H168ZM177 167V166H176ZM192 167H193V165H192ZM50 168V167H49ZM129 168V167H128ZM196 168V167H195ZM6 169V168H5ZM148 169H149V167H148ZM175 169V168H174ZM2 170V169H1ZM49 170V169H48ZM60 170V169H59ZM142 170H144V169H142ZM151 170V169H150ZM177 170V169H176ZM54 171H55V169H54ZM62 171V170H61ZM61 171H60V173H61ZM169 171V170H168ZM53 172V171H52ZM57 172V171H56ZM107 172V171H106ZM1 173H3L2 171L0 172V174ZM63 173V172H62ZM103 173V172H102ZM101 173V174H102ZM161 173H162V171H161ZM192 173V172H191ZM58 174V173H57ZM142 174V173H141ZM147 174V173H146ZM197 174V173H196ZM2 175V174H1ZM150 175H152V174H150ZM180 175V174H179ZM124 176V175H123ZM143 176V175H142ZM148 176V175H147ZM156 176H157V174H156ZM169 176V175H168ZM167 176V177H168ZM190 176V175H189ZM193 176V175H192ZM53 177V176H52ZM144 177H146V176H144ZM143 177V178H144ZM152 177V176H151ZM155 177V176H154ZM194 177V176H193ZM1 178H2V176H1ZM141 178V177H140ZM135 179V178H134ZM142 179V178H141ZM141 179H139V180H141ZM156 179V178H155ZM159 179H161V177L159 178ZM164 179V178H163ZM171 179V178H170ZM169 179V180H170ZM3 180V179H2ZM146 180V179H145ZM187 180V179H186ZM4 181V180H3ZM128 180H126V182H127ZM156 181H157V179H156ZM171 181V180H170ZM169 181V182H170ZM184 181V180H183ZM147 182V181H146ZM145 182V183H146ZM161 182H162V180H161ZM175 182H177V181H175ZM181 182V181H180ZM188 181H186V183H187ZM190 182H192V181H190ZM201 182V181H200ZM204 182V183H203ZM130 183V182H129ZM129 183H128V185H129ZM140 183V182H139ZM144 183V182H143ZM168 183V182H167ZM166 183V184H167ZM174 183V182H173ZM182 183V182H181ZM185 183V182H184ZM158 184V183H157ZM157 184H155V185H157ZM183 184V183H182ZM192 184V183H191ZM194 184H196V183H194ZM140 185H141V183H140ZM161 185V184H160ZM146 186V185H145ZM144 186V188H146ZM201 186V185H200ZM126 187V186H125ZM162 187V186H161ZM5 188V187H4ZM128 188V187H127ZM152 188V187H151ZM1 190H3V189H1ZM118 190V189H117ZM127 190V189H126ZM131 190V189H130ZM144 190V189H143ZM142 190V191H143ZM165 190V189H164ZM115 191V190H114ZM141 191V190H140ZM146 191H147V189H146ZM153 191V190H152ZM155 191V190H154ZM123 192V191H122ZM138 192V191H137ZM143 193V192H142ZM145 193V192H144ZM196 193V194H195ZM110 194V193H109ZM112 194V193H111ZM117 194H118V192H117ZM148 194V193H147ZM159 194V193H158ZM206 194H208V192H206ZM1 195V194H0ZM113 195V194H112ZM137 195V194H136ZM151 195H153V193H151ZM200 195H203V194H200ZM209 195V194H208ZM114 196V195H113ZM146 196V195H145ZM162 196H163V193H162ZM128 197H129V195H128ZM130 197H131V195H130ZM144 197V196H143ZM142 197V198H143ZM161 197V196H160ZM183 197V196H182ZM125 198V197H124ZM165 198V197H164ZM173 198V197H172ZM205 198V197H204ZM77 199V198H76ZM80 199V198H79ZM126 199V198H125ZM128 200H130V198L128 199ZM142 200H145V199H142ZM151 200V199H150ZM149 200V201H150ZM178 200V199H177ZM186 200L188 201V202H186ZM204 200V199H203ZM202 200V201H203ZM132 201V200H131ZM155 201V200H154ZM153 201V202H154ZM79 202V201H78ZM122 202V201H121ZM126 202V201H125ZM133 202V201H132ZM144 202V201H143ZM162 202V201H161ZM169 202V201H168ZM206 202V201H205ZM256 202H258V203H260L261 204V207L259 208V210H255V213L254 214H251L250 212H248V207L249 206H251L252 204H254V203H256ZM139 203V202H138ZM147 204H148V202H147ZM191 204V205H192ZM1 205V204H0ZM76 205V204H75ZM130 205V204H129ZM134 205V204H133ZM143 205V204H142ZM124 206V205H123ZM152 206V205H151ZM258 206V205H257ZM119 207H120V205H119ZM129 207V206H128ZM254 207H256V206H254ZM3 208V207H2ZM118 208V207H117ZM124 208V207H123ZM142 208V207H141ZM140 208V209H141ZM160 208V207H159ZM116 209V208H115ZM133 209V208H132ZM198 209V208H197ZM106 210V209H105ZM132 211H134V210H132ZM149 211V210H148ZM150 212V211H149ZM134 213V212H133ZM148 213V212H147ZM155 214V213H154ZM163 214V213H162ZM167 214V213H166ZM0 215H1V213H0ZM145 215H147V214H145ZM150 215V214H149ZM109 216V215H108ZM112 216V215H111ZM132 216V215H131ZM218 216V217H217ZM157 217V216H156ZM106 218V217H105ZM109 218V217H108ZM117 218V217H116ZM163 219H164V217H163ZM163 219H161V220H163ZM117 220V219H116ZM126 220V219H125ZM124 220V221H125ZM127 220H128V218H127ZM102 221V220H101ZM107 221V220H106ZM104 222V221H103ZM119 222V221H118ZM106 223V222H105ZM114 223V222H113ZM116 223V222H115ZM159 224V223H158ZM146 225V224H145ZM102 226V225H101ZM112 226V225H111ZM123 226H124V224H123ZM156 226V225H155ZM104 227V226H103ZM145 227V226H144ZM158 227V226H157ZM206 227V226H205ZM156 228V227H155ZM106 229V228H105ZM161 229V228H160ZM111 230V229H110ZM110 230H108V231H110ZM180 230V229H179ZM198 230V229H197ZM250 230H252V231H254L256 234H255V237L253 238V239H249L248 237H247V232L248 231H250ZM251 231V232H252ZM190 232V231H189ZM188 232V233H189ZM195 232V231H194ZM183 233V232H182ZM260 233V235L259 236H257L258 234ZM156 234V233H155ZM167 234V233H166ZM249 234H251V233H249ZM110 235V234H109ZM108 235V236H109ZM116 235H118V234H116ZM124 235V234H123ZM120 237V236H119ZM122 237V236H121ZM120 237V238H121ZM129 237V236H128ZM139 238V237H138ZM137 238V239H138ZM181 238H182V236H181ZM128 239V238H127ZM136 239V240H137ZM179 239V238H178ZM207 239V238H206ZM103 240V239H102ZM139 240V239H138ZM152 240V238L150 239V241ZM183 240V239H182ZM120 241V240H119ZM123 241V240H122ZM131 241V240H130ZM129 241V242H130ZM147 241V240H146ZM112 242V241H111ZM118 242V241H117ZM116 242V243H117ZM148 242V241H147ZM123 243V242H122ZM119 244V243H118ZM117 244V245H118ZM172 244V243H171ZM123 245V244H122ZM141 245H143V243L141 244ZM178 245V244H177ZM92 246L93 245H91V248H92ZM116 246V245H115ZM122 247V246H121ZM128 247V246H127ZM133 247V246H132ZM135 247V246H134ZM205 247V246H204ZM207 247V246H206ZM205 247V248H206ZM93 248H95V246L93 247ZM138 248V247H137ZM204 248V249H205ZM90 249V248H89ZM112 249V248H111ZM203 249V250H204ZM95 250V249H94ZM126 250V249H125ZM141 250V249H140ZM93 251V250H92ZM112 251V250H111ZM144 251V250H143ZM206 251V250H205ZM261 252V251H260ZM113 253V252H112ZM111 253V254H112ZM186 253V254H185ZM92 254V253H91ZM238 254V253H237ZM87 255H89V254H87ZM86 255V256H87ZM124 255V254H123ZM133 255V254H132ZM93 256V255H92ZM137 256V255H136ZM139 256V255H138ZM212 256V255H211ZM89 257V256H88ZM87 257V258H88ZM121 258V257H120ZM119 258V259H120ZM123 258V257H122ZM109 259V258H108ZM126 259V258H125ZM90 260V259H89ZM122 261V260H121ZM170 261V260H169ZM176 261V260H175ZM189 261V260H188ZM187 261V262H188ZM242 261V260H241ZM241 261H238V262H241ZM87 262V261H86ZM171 262V261H170ZM174 262V261H173ZM180 262V261H179ZM186 262V261H185ZM211 262H213V261H210V263ZM181 263V262H180ZM191 263H192V260H191ZM78 264V263H77ZM80 264V263H79ZM104 264V263H103ZM109 264V263H108ZM126 264V263H125ZM135 264V263H134ZM156 264H158V263H156ZM198 264V263H197ZM235 264V263H234ZM243 264V263H242Z\"/></svg>",
    "mask_w": 264,
    "mask_h": 264
}]
</instances>
